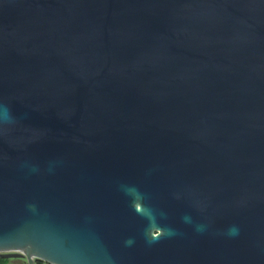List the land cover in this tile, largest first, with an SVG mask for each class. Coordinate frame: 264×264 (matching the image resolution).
I'll return each instance as SVG.
<instances>
[{"label":"water","instance_id":"1","mask_svg":"<svg viewBox=\"0 0 264 264\" xmlns=\"http://www.w3.org/2000/svg\"><path fill=\"white\" fill-rule=\"evenodd\" d=\"M0 256L264 264V0H0Z\"/></svg>","mask_w":264,"mask_h":264},{"label":"trees","instance_id":"2","mask_svg":"<svg viewBox=\"0 0 264 264\" xmlns=\"http://www.w3.org/2000/svg\"><path fill=\"white\" fill-rule=\"evenodd\" d=\"M0 264H27V262H25V260L23 259H18V258L11 259L0 256ZM36 264H48V263H45L41 260H37Z\"/></svg>","mask_w":264,"mask_h":264}]
</instances>
